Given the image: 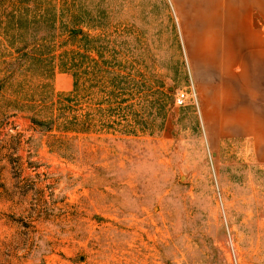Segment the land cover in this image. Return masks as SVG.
Returning <instances> with one entry per match:
<instances>
[{"label": "rangeland", "instance_id": "rangeland-1", "mask_svg": "<svg viewBox=\"0 0 264 264\" xmlns=\"http://www.w3.org/2000/svg\"><path fill=\"white\" fill-rule=\"evenodd\" d=\"M66 1L47 101L0 58V264H264V163L248 141L211 138L213 78L194 75L181 40L191 17L175 0ZM218 5L196 0L195 23ZM13 100L32 107L14 114Z\"/></svg>", "mask_w": 264, "mask_h": 264}, {"label": "crops", "instance_id": "crops-1", "mask_svg": "<svg viewBox=\"0 0 264 264\" xmlns=\"http://www.w3.org/2000/svg\"><path fill=\"white\" fill-rule=\"evenodd\" d=\"M175 1L191 17L180 29L194 75L213 78L204 83V110L198 95L211 138L248 141L264 163V0H218L216 21L204 26L194 21L196 0Z\"/></svg>", "mask_w": 264, "mask_h": 264}, {"label": "trees", "instance_id": "trees-1", "mask_svg": "<svg viewBox=\"0 0 264 264\" xmlns=\"http://www.w3.org/2000/svg\"><path fill=\"white\" fill-rule=\"evenodd\" d=\"M66 3V4H65ZM64 6L59 7L57 0H13L3 11V22L0 24V58L13 57L12 60H5L6 64L24 67L25 77L28 75L40 78V91L25 92L28 100L47 101L54 93L53 77L55 74V44L59 29L57 23L63 16L70 15V3L64 1ZM25 20V23L23 22ZM47 22V23H44ZM75 28H70L69 39L75 37ZM85 43H88V35L81 32ZM78 36V35H77ZM87 45V44H86ZM87 50L89 46H84ZM82 58L87 57L85 53L80 54ZM61 68L72 70L76 66V58L73 51H65L61 54ZM7 71L9 69L7 68ZM11 71V70H10ZM6 76L0 79V96L6 82ZM7 99V98H6ZM10 102V100L7 99ZM5 101V102H7ZM7 102V103H9ZM16 112L28 104H21V101L13 100ZM33 122L39 125H49L51 122L39 120L32 117Z\"/></svg>", "mask_w": 264, "mask_h": 264}, {"label": "built area", "instance_id": "built-area-1", "mask_svg": "<svg viewBox=\"0 0 264 264\" xmlns=\"http://www.w3.org/2000/svg\"><path fill=\"white\" fill-rule=\"evenodd\" d=\"M189 99V93L187 91H179L176 95V104L178 106H185Z\"/></svg>", "mask_w": 264, "mask_h": 264}, {"label": "water", "instance_id": "water-1", "mask_svg": "<svg viewBox=\"0 0 264 264\" xmlns=\"http://www.w3.org/2000/svg\"><path fill=\"white\" fill-rule=\"evenodd\" d=\"M80 31H81V29L79 28V29L76 30V33L80 32Z\"/></svg>", "mask_w": 264, "mask_h": 264}]
</instances>
